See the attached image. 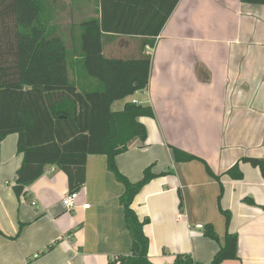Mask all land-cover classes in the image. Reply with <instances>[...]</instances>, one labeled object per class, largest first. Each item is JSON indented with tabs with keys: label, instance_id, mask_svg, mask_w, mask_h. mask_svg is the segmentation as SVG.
Returning a JSON list of instances; mask_svg holds the SVG:
<instances>
[{
	"label": "crops",
	"instance_id": "obj_1",
	"mask_svg": "<svg viewBox=\"0 0 264 264\" xmlns=\"http://www.w3.org/2000/svg\"><path fill=\"white\" fill-rule=\"evenodd\" d=\"M148 2L137 0L136 9ZM96 7L90 0H50L48 24L56 30L53 34L76 42L83 21L102 17V0ZM141 40L114 36L105 53L138 56ZM149 50L153 63L148 88L139 91L142 96L136 92L112 107L119 111L136 100L150 104L155 117L141 119L146 142L133 141L117 156V165L132 182L142 179L152 164L158 175L132 205L141 221L149 219L144 232L151 261L173 264L176 255L192 253L210 263L220 243L196 225L213 224L223 240L220 183L200 160L176 163L170 146L204 158L218 175L243 156L264 158V4L178 0ZM18 139L17 133L7 135L0 150V264H111V257L130 255L132 239L120 202L125 188L109 170L107 156H88L77 208L67 209L63 199L70 192L69 179L56 165L46 167L27 195H16L13 185L23 162ZM241 169L242 180L221 178V206L232 213L230 231L239 235L240 255V260L222 264H264V178L248 162ZM167 170L172 172L161 174ZM87 203L90 207H84Z\"/></svg>",
	"mask_w": 264,
	"mask_h": 264
},
{
	"label": "trees",
	"instance_id": "obj_2",
	"mask_svg": "<svg viewBox=\"0 0 264 264\" xmlns=\"http://www.w3.org/2000/svg\"><path fill=\"white\" fill-rule=\"evenodd\" d=\"M241 1L264 4V0ZM177 2L149 0L138 11L137 0H102V17L83 21L80 42L77 38L70 48L64 37L50 33V0H0V150L3 139L17 133L18 152L23 154L13 189L17 196L27 195L29 186L44 174L46 167L56 165L68 175L70 192L81 191L86 182L88 156L106 155L109 170L124 184L120 202L132 239V253L111 257V264H155L149 257L150 239L144 232L149 219L141 221L132 205L142 188L158 175L152 164L144 170L142 179L132 182L119 170L116 161L133 141L146 142L147 128L141 119L155 117V112L150 104L133 101L126 102L119 111L112 106L117 100L148 88L153 56L143 52L156 46ZM120 34L140 36L142 53L128 58L107 55L105 48L110 38ZM73 52L77 56L71 63ZM77 61L86 73L78 78ZM170 147L176 163L200 160L209 175L220 183L219 206L226 219L222 241L213 224L204 226V235L220 243L210 263L196 260L192 253H181L173 264L240 260L239 235L230 231L232 213L221 206V178L227 175L242 180V162L259 168L264 178V158L243 156L218 175L204 158ZM179 197L183 208L180 190ZM244 201L255 204L252 198ZM0 234H4L1 226Z\"/></svg>",
	"mask_w": 264,
	"mask_h": 264
},
{
	"label": "rangeland",
	"instance_id": "obj_3",
	"mask_svg": "<svg viewBox=\"0 0 264 264\" xmlns=\"http://www.w3.org/2000/svg\"><path fill=\"white\" fill-rule=\"evenodd\" d=\"M90 2H92L94 5H95V7L97 6L98 7V0H90ZM96 7V8H97ZM95 8V9H96ZM95 9L93 10H91V16H94L95 14H96V11H95ZM49 28V27H48ZM49 30H50V33H53V32H55L56 30H54L53 28H49ZM59 30H62L63 31V33H66L67 32V30H68V28L67 27H60V29ZM68 36V35H67ZM65 34H64V36L63 37H67ZM76 38V37H75ZM78 39H79V42H80V36L78 35ZM75 41H71V39H70V36H69V41L67 42V44H68V46L70 47V48H72L73 46H74V43ZM149 53L150 54H152L151 52H150V50H149ZM76 54H74V52L73 53H71L70 54V61H71V63L72 62H75V60H76ZM78 63H80V61H77ZM85 76L86 75V73H85V69H84V66H83V64L82 63H80V65H78V68H77V75H76V78H78L79 76ZM99 88H101V87H99ZM146 94V93H145ZM139 95L140 96H142V93L141 92H139ZM144 98V97H143Z\"/></svg>",
	"mask_w": 264,
	"mask_h": 264
},
{
	"label": "built area",
	"instance_id": "obj_4",
	"mask_svg": "<svg viewBox=\"0 0 264 264\" xmlns=\"http://www.w3.org/2000/svg\"><path fill=\"white\" fill-rule=\"evenodd\" d=\"M147 49H151L150 47H147ZM133 102H137L134 100ZM80 197V191H75V192H69L63 199V204L67 209H75L77 208V202ZM36 202H33L35 204ZM84 207H90V204H84ZM197 228L199 229H204L203 224H197Z\"/></svg>",
	"mask_w": 264,
	"mask_h": 264
}]
</instances>
